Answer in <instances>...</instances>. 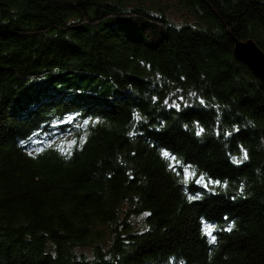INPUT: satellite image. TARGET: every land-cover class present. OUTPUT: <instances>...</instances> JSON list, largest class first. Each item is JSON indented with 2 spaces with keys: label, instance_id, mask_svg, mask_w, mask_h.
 <instances>
[{
  "label": "trees",
  "instance_id": "obj_1",
  "mask_svg": "<svg viewBox=\"0 0 264 264\" xmlns=\"http://www.w3.org/2000/svg\"><path fill=\"white\" fill-rule=\"evenodd\" d=\"M179 2L0 0V264H264V0Z\"/></svg>",
  "mask_w": 264,
  "mask_h": 264
},
{
  "label": "water",
  "instance_id": "obj_2",
  "mask_svg": "<svg viewBox=\"0 0 264 264\" xmlns=\"http://www.w3.org/2000/svg\"><path fill=\"white\" fill-rule=\"evenodd\" d=\"M233 56L242 63L250 73L264 83V51L253 40H233Z\"/></svg>",
  "mask_w": 264,
  "mask_h": 264
},
{
  "label": "rangeland",
  "instance_id": "obj_3",
  "mask_svg": "<svg viewBox=\"0 0 264 264\" xmlns=\"http://www.w3.org/2000/svg\"><path fill=\"white\" fill-rule=\"evenodd\" d=\"M147 3L150 0H144ZM160 6L163 14L173 23L175 24H182L184 22H193L194 18L189 13L179 0H154ZM143 217H131V223L134 228L141 227ZM77 252H83L86 256H92V249L85 248V249H76Z\"/></svg>",
  "mask_w": 264,
  "mask_h": 264
},
{
  "label": "snow or ice",
  "instance_id": "obj_4",
  "mask_svg": "<svg viewBox=\"0 0 264 264\" xmlns=\"http://www.w3.org/2000/svg\"><path fill=\"white\" fill-rule=\"evenodd\" d=\"M201 131H202V129H201ZM197 134L199 135V132H198ZM164 155H165V157L167 158L168 154L165 153ZM246 158H247V155L245 154V159H246ZM206 233L210 235V234H211V229H210V228H209V229H206ZM213 242H214V238H213Z\"/></svg>",
  "mask_w": 264,
  "mask_h": 264
}]
</instances>
